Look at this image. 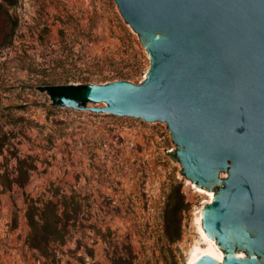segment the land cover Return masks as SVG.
<instances>
[{
	"label": "rangeland",
	"instance_id": "374dc122",
	"mask_svg": "<svg viewBox=\"0 0 264 264\" xmlns=\"http://www.w3.org/2000/svg\"><path fill=\"white\" fill-rule=\"evenodd\" d=\"M152 71L151 45L116 0H0V264H193L208 251L224 264L201 227L214 201L168 124L74 108L47 89Z\"/></svg>",
	"mask_w": 264,
	"mask_h": 264
},
{
	"label": "water",
	"instance_id": "95a60500",
	"mask_svg": "<svg viewBox=\"0 0 264 264\" xmlns=\"http://www.w3.org/2000/svg\"><path fill=\"white\" fill-rule=\"evenodd\" d=\"M151 45L141 83L88 85L81 110L169 125L188 173L206 191L225 183L206 229L227 250L224 264H264V0H116ZM201 264H221L205 256ZM199 263V264H200Z\"/></svg>",
	"mask_w": 264,
	"mask_h": 264
},
{
	"label": "trees",
	"instance_id": "16d2710c",
	"mask_svg": "<svg viewBox=\"0 0 264 264\" xmlns=\"http://www.w3.org/2000/svg\"><path fill=\"white\" fill-rule=\"evenodd\" d=\"M47 89L53 97H59L64 94L81 99L83 103L89 101L86 97L88 84L85 83L51 84L47 86ZM176 188L177 185L169 193L166 213L167 227L172 241H175L179 234L178 210L180 209V198L177 195Z\"/></svg>",
	"mask_w": 264,
	"mask_h": 264
},
{
	"label": "bare ground",
	"instance_id": "6f19581e",
	"mask_svg": "<svg viewBox=\"0 0 264 264\" xmlns=\"http://www.w3.org/2000/svg\"><path fill=\"white\" fill-rule=\"evenodd\" d=\"M195 186H196L195 188H197L198 191H200V192H202V193L209 194V195H210V198H211V199H210L211 202L215 200V198H216V194H215L214 191H206L202 185H198V184H196ZM201 214H202V217H203L204 220H205L206 215H207V209H206V210H203ZM203 218H201V219H203ZM201 227H202L203 234L205 235V237H207V238L210 239V240H213V238H212L210 232L206 229L205 225L202 224ZM216 243L218 244L217 241H216ZM218 248H219V246H218ZM207 255H210V256H216L215 253L210 252V251L200 253L198 256H196V258H195L193 264H199V263L201 262V260H202L205 256H207ZM223 255H224V257L226 256L225 252H223ZM237 256L245 257V254H244V252L242 251V252H239V253L237 254ZM219 258H221V257H219Z\"/></svg>",
	"mask_w": 264,
	"mask_h": 264
}]
</instances>
